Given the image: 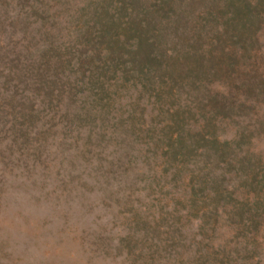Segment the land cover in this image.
I'll return each instance as SVG.
<instances>
[{
  "label": "rangeland",
  "instance_id": "374dc122",
  "mask_svg": "<svg viewBox=\"0 0 264 264\" xmlns=\"http://www.w3.org/2000/svg\"><path fill=\"white\" fill-rule=\"evenodd\" d=\"M0 264H264V0H0Z\"/></svg>",
  "mask_w": 264,
  "mask_h": 264
}]
</instances>
